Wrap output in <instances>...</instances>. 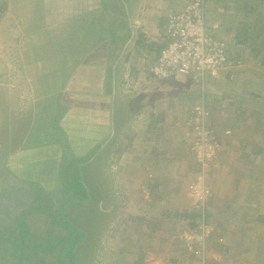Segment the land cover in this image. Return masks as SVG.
<instances>
[{"label": "rangeland", "instance_id": "374dc122", "mask_svg": "<svg viewBox=\"0 0 264 264\" xmlns=\"http://www.w3.org/2000/svg\"><path fill=\"white\" fill-rule=\"evenodd\" d=\"M9 1L7 13L0 18V233L4 235L0 252L7 257L1 259L0 264H18L22 254L27 252L22 237L17 239L20 231L28 228L29 234L23 232V235L33 241L43 238L37 241L38 245L66 234L55 223L63 214L84 235L77 245L78 264H135L139 258L142 264H202L203 261L264 264V66L261 63L264 57V0L208 2V22L213 21L224 30L225 34L223 30L219 33L228 39L231 55L240 65L234 70L233 80L226 78L218 83L198 84L183 77L178 81L168 79L162 84L153 83L145 89L138 80L126 83L125 72L121 82H117L119 90L113 97L114 102L110 99V104H105L110 106L111 122L102 120L101 113L91 114L89 106L84 107L87 110L83 112L66 110L69 101L65 102L58 95L60 91H56L51 100L59 110L54 112L56 121L51 122V127L54 131L58 128L65 131L67 136L62 138L61 133L56 132L50 161L48 152H44L48 148L36 146L39 153L32 161V169L23 170V173L14 169V161L10 162L17 146L7 141L16 130L20 137L27 135L38 110L47 111L48 103L35 105L33 99L46 96L43 92L47 94L51 90V46L57 45L59 38L51 40L46 31L47 37L38 39L44 30L37 35H23L21 20L28 22L33 10L28 9L30 6L23 0ZM65 1L68 4L63 0H47L48 7L44 11L39 9V16L51 23L60 16L68 21L74 16L95 12V17L91 18H97L96 24L89 22V32L95 29L97 34L105 36V46L110 42L114 54L110 55L109 67L119 64L122 69L129 70L128 66L135 62L148 73L154 64L153 54L137 46L140 38L134 33L139 30L144 40L162 43L156 32L164 28L153 23L155 12L168 18L171 12L186 4V0H173L176 3L172 0H127L129 20L126 26L131 32L125 41L122 38H127V32L121 39L110 36L114 25L119 28L122 25L113 21L108 13L116 15L118 10L124 9L126 0H107L104 5L109 8L108 12L103 10L101 0H72L70 10L69 0ZM60 27L63 26L57 30ZM238 32L250 34L256 43L239 44L232 39ZM253 45L258 54L250 51ZM30 65L34 71H30ZM107 71L112 70L107 68ZM30 78L33 82L36 80V88L31 89ZM62 103H66L67 108ZM201 104L210 112L212 127L222 136L221 147L212 157H209L207 146L199 149L198 140H202L191 125L192 111ZM61 107L65 110L60 114ZM100 124L108 126L102 129L97 126ZM104 139H107L103 145L106 155H99L98 151L95 154L99 155L98 162L93 164L95 169H91L92 165L88 175L83 176L90 186H100L91 203L90 193L80 185L82 180L75 181L70 172L82 166L75 163L73 157L81 159L93 150L82 154L76 152L74 146L87 142L93 144L96 151ZM64 145L68 146L67 150ZM80 148L78 146L77 150ZM53 149L57 152L55 156H52ZM62 152L65 153L64 164H61ZM6 162H9L7 168ZM48 170H51V199L45 201L42 186L33 181L38 177L34 173ZM23 174L26 175L21 176ZM205 190L209 191L208 196ZM75 192L83 195L73 199ZM202 197L209 214L208 224H205L211 228V233L203 246L187 245L189 240L184 241L183 235L201 234L202 219L196 218L193 222L192 218L179 215L166 216L176 210L197 214L201 209L197 200ZM78 198L83 202L79 206ZM193 223L200 225L191 228ZM65 245L57 246L54 257L40 252L35 254H41L36 259L31 257V263L24 260L20 263L51 264V257L56 262L58 252ZM35 248L36 245L33 250ZM18 250L17 258L15 252Z\"/></svg>", "mask_w": 264, "mask_h": 264}, {"label": "crops", "instance_id": "0c3cea01", "mask_svg": "<svg viewBox=\"0 0 264 264\" xmlns=\"http://www.w3.org/2000/svg\"><path fill=\"white\" fill-rule=\"evenodd\" d=\"M24 1V0H23ZM26 4L30 6L28 9H32L31 17L28 22H25L23 20V31L21 33L24 35L26 34L30 36L31 34L37 35L40 31L44 30L38 35V39H44L46 36V31L51 36V40L55 38L59 43L57 45L53 44V47L51 46V90H48L47 94L43 92L46 96H34L33 102L35 105L40 103H48V109L46 112L38 110V113L35 114V121L30 128L27 135H23L20 137L18 130L15 131L14 135H10V138L7 142L14 143L17 146V149L15 150V156L10 160V162L14 161L13 164H15V170L19 171L18 173H23V170L26 171L28 169H32V161H34L38 156L37 153L38 149H35L36 146L43 145L44 148H48V150H43L44 152H48V155L51 160V146L53 142H55L57 138V133H61L62 138L63 136L66 137L67 133L61 129H57L58 131H54L51 127V122L56 121L55 117H53L54 112L58 111L57 104L52 99L53 94L56 91H60L58 95H61L63 99L66 101H69L70 105L67 108L66 103H62V106H65L67 108L66 110H72L75 109L78 112L86 111L88 107V111H92L91 114H100L102 115V120L106 119L107 122H111L112 120V112L109 110V105L106 106L105 104L109 102L110 99L112 102H114V95L118 93V84L117 82H121V78H123L125 75L122 76L125 72L126 79L125 81H128L126 83L130 84L135 83L136 80H138V83H143V87L145 89H149L152 84H162L163 81L160 80H153L151 78V75L147 72V70L144 68H139L135 65V62H132V66L129 67V70L122 69L121 66L114 65L111 66L110 72L107 71L106 68L109 66V62L111 61V57L114 54V51L111 50L110 42L107 44L108 46H105V42H100L95 44L94 41L96 39H105L106 37L97 34L98 32H95V29L92 32H89V29L91 28V24H96V22H93L91 16H88L86 14H83L81 16H74L70 18L68 21L64 20V17L53 19L50 22H45V19L42 18V15H40V10H45L47 6V0H26ZM65 4H68L65 0H63ZM182 2V1H181ZM189 0H186V4H188ZM74 2L72 0H69V6L68 9L70 10L72 8V4ZM185 4V5H186ZM185 5H182L183 7ZM10 6V5H9ZM26 6V7H28ZM76 7V5H75ZM54 8H57L54 5ZM59 8V6H58ZM57 8V9H58ZM68 10V11H69ZM157 12V11H156ZM155 12V13H156ZM160 13V12H158ZM92 17L93 14H92ZM90 22V23H89ZM88 23V28H87ZM68 24V27H66ZM218 26L217 33L221 30L220 25L217 23H212ZM66 25V26H64ZM50 26L48 29H44V27ZM60 27L57 30V27ZM165 30V25L163 26ZM224 31V30H223ZM225 34V32H223ZM156 34L160 36V32L157 31ZM224 37V36H222ZM225 38V37H224ZM227 39V38H226ZM89 45L91 47H89ZM97 45V49L95 47ZM87 47V49L83 48ZM89 47V48H88ZM94 48V49H92ZM98 48L105 49L111 51L100 56L99 53H97L95 50H98ZM86 50V51H85ZM74 52V54H73ZM100 56V57H99ZM35 69L31 68L30 65V71H34ZM29 71V72H30ZM33 79L30 78V87L36 88L35 85L37 84L36 80L33 82ZM123 80V81H124ZM166 81V80H164ZM212 82V80H211ZM214 82V80H213ZM61 88V89H60ZM142 93H145L142 91ZM141 93V94H142ZM210 94V92L207 93ZM143 96V95H142ZM211 105V103L209 102ZM61 105V104H60ZM112 105V103H111ZM80 107H82L80 109ZM63 107H61L60 114L65 110ZM51 117V119H50ZM110 117V118H109ZM94 119L97 120L95 117ZM51 120V121H50ZM101 122V121H99ZM47 124V125H46ZM110 124V123H109ZM99 128L101 127L104 129V127L108 126L106 125H97ZM57 132V133H56ZM223 134V132H222ZM226 138L225 135H223V138ZM12 139H15L16 141H13ZM66 142H71V140H67ZM67 144V143H66ZM66 147L65 150L68 149V146L64 145ZM71 149L74 151L73 146L69 145ZM81 146L80 149L77 150V147ZM75 151L80 152L82 154L90 153L94 147L91 145V143L85 142L84 144H79L74 146ZM70 150V148H69ZM68 150V151H69ZM42 152V151H40ZM71 152V151H70ZM56 150H52V156H55ZM72 153V152H71ZM23 156L21 157V155ZM63 154L64 152L60 153L61 155V164L64 162L63 160ZM87 155V154H86ZM85 155V156H86ZM85 156L81 157L84 158ZM21 157V159L18 160V158ZM79 157V158H80ZM4 159H6L4 155ZM54 159V158H53ZM51 162L47 163L50 164ZM9 162H6V168L8 167ZM48 167V166H46ZM60 167V165H59ZM5 168V169H6ZM20 169V170H19ZM61 169L59 172H61ZM51 170L45 171V173H34V175H37L38 177L34 178L35 183L42 186V190L45 192L44 199L45 201L48 199H51V177L50 174ZM26 174H23L21 176H24ZM100 190V189H99ZM98 191V190H97ZM101 192V191H100Z\"/></svg>", "mask_w": 264, "mask_h": 264}, {"label": "built area", "instance_id": "2783aa9c", "mask_svg": "<svg viewBox=\"0 0 264 264\" xmlns=\"http://www.w3.org/2000/svg\"><path fill=\"white\" fill-rule=\"evenodd\" d=\"M207 1L190 0L187 6L171 12L167 18L165 28L166 45L156 62L149 68V74L155 80L175 81L185 77L187 80L198 84H207L211 80L218 83L229 77L234 79V70L239 67L238 60L231 55L230 43L224 37H218L215 32L218 26L209 25L207 22ZM204 104V103H203ZM191 125L197 131L199 147H208L209 157H212L220 149V141L211 125L210 112L204 105H197L192 111ZM230 132H227L229 134ZM199 149H202V148ZM208 157V156H207ZM206 161L209 162L210 158ZM207 196L209 191L205 190ZM204 194V192H202ZM202 210L205 206V198L197 200ZM203 231L201 234L185 233L183 240L187 245L198 243L202 246L206 238L210 236L211 228L201 220ZM200 225V224H199ZM202 264H209L203 261Z\"/></svg>", "mask_w": 264, "mask_h": 264}, {"label": "trees", "instance_id": "16d2710c", "mask_svg": "<svg viewBox=\"0 0 264 264\" xmlns=\"http://www.w3.org/2000/svg\"><path fill=\"white\" fill-rule=\"evenodd\" d=\"M24 1H25V4H26L27 1L26 0H24ZM206 1H207V4H208L209 1L212 2V0H206ZM9 2H10L9 0H0V18H2L7 13L8 9H9ZM101 2H102V7L104 6L103 10L105 12H108L109 8H107L104 5V3H107V0H101ZM126 2H128V1L126 0L124 2V4H123L124 5V9H122L121 11H119V10L117 11L118 14L116 13V15H112V14L108 13L109 15H111L113 21H118L119 24L122 25L121 28H119L118 26L116 27L114 25L112 30H110V36L111 37H118V38L121 39V37H123V34H125L127 32V38H122V40H125V41L130 38V32H131L130 28H128L126 26L128 20H129L128 19L129 13H128V7H127ZM172 2H173V0H172ZM173 3H176V2H173ZM185 6H187V4ZM173 12H176V10L173 11ZM91 13L92 12H88V13H86V15L92 16ZM92 14L95 17V15H94L95 12L92 13ZM155 14L156 15L153 16V18H152L153 23L156 22V25L159 26L160 28L162 26L166 25L167 18L163 17L161 14H157V13H155ZM114 18H116V19H114ZM90 19H92L93 22H96V20H97V18H94V19L90 18ZM212 23H213V21L209 22V25L210 24L213 25ZM101 25H102V23H101ZM122 27H125V28H122ZM221 30H223V29H221ZM221 30H220V32H221ZM220 34L221 33H219V32L218 33L215 32V35H217L218 37L221 38L222 36ZM134 35H136L137 37L140 38L137 41V46L141 47V48H145V49H147V51L149 53L153 54V58L154 59H152V63H155L156 59L161 54V52H162V50L165 47L166 42H167L166 41L167 39H166V35H165V30H162V32H160L159 40L162 41V43H156V42H151V41L149 42V41L144 40L143 33L141 31H139V30H137L134 33ZM232 39L237 40L239 42V44H242L244 46H247L248 43H253V44L256 43L255 41H253V36H250V34H248V33L244 34V32H238L237 34H235V36L232 37ZM103 40L104 39H96L94 41V43L97 44V43L102 42ZM96 46L97 45H95V47ZM253 46H252V48H250V51L251 52L255 51L258 54L256 47L255 46L253 47ZM92 49H94V48H92ZM96 49H97V47H96ZM95 51L97 53H99L101 57H102V55H104V54H106L108 52L111 53V51L107 50L106 48L105 49L98 48V50H95ZM261 63L264 66V57H263ZM108 69L111 70L112 68L108 66ZM234 76H235V74H234ZM227 78H229V77H227ZM211 122H212V120H211ZM212 124H213V122H212ZM213 129L215 130V134H216L217 139L219 141H221V139H222L221 134H219V133L217 134V129L215 127ZM114 141H116V140H114ZM106 142H107V139H104L103 142H101L100 146H97L98 148H96V151H95V146L93 144H91L94 147V149H93L92 153L87 154L84 158L78 159L76 157H73V161H76L75 163H78V165L80 164L82 166L78 167V168H75L74 172H70V175L73 174V177L75 176V181H77V182H81L80 180H82V182L84 184L81 183L80 185H81L82 188H84L83 189L84 191H86V189H87V191L90 193V199H89L90 201L89 202H91V203H94V201L96 199L95 196H94V193L97 192V190L100 189V186H98V187L90 186L89 183H88L89 180L88 181H84L83 176H87L88 175L87 174L88 173V169H90V167H92L93 164L96 165V163L98 162V158L97 157L100 154L101 155L102 154L106 155V153L104 152V148L105 147L103 146V145L106 144ZM98 151H99V155H95ZM70 154H72V153L70 152ZM65 160H64L63 164L65 163ZM68 162H69L68 165H70L71 161L69 160ZM95 165H93V167L91 168L92 170L95 169ZM60 173H62V169H61ZM65 189H66V187H65ZM66 191H67V189H66ZM80 195H83V194L81 193V194H79V196ZM76 196H78V192L74 193L73 199H77ZM76 203H78L77 204L78 206H79V204H83V202L80 201L79 198H78V201H76ZM206 208H207V203H206ZM206 208H205V211L199 208L200 211L197 210V214H194L193 212L180 213L179 211L176 210L174 213L168 212L166 217L167 218L168 217H176L177 215H179L181 218H189V219L192 218L193 222H194V220L196 218L203 219L204 216H205L206 219H208L209 214H207ZM64 210L65 209H61L60 211H64ZM31 211L32 210L30 209V213H31ZM55 223L58 224L59 228H62L63 230H65L66 234L51 238V240H50L51 241V245H50V241L49 240H48L49 242H43L40 245H38L37 241H41V240H43V238H41V239L36 238L37 240L33 241V240H31L32 238L28 237V235L26 236L27 237V241H26V237L23 235V232H27L29 234L28 228L25 231H20V234L18 235L17 239L19 237H22V239H23L22 240L23 248L25 250H27V252L25 254H22V256L19 258L20 260L18 261V264H21L22 260H24V262H26V263H28V262L31 263V260H30L31 257L33 259H36V257L41 255V254H39V255H35V254L40 253V252H42L44 254H48V255L51 254V256L54 257V255H55L54 252L57 249V246L60 245V244H66V245L63 246L61 248V250L58 252V255L56 257V259H57L56 262H54L52 260V257H51V264H64V263H66V264H78L79 263L78 262L79 261L78 260V258H79V252H78L79 248H78L77 245H79L81 240H83L84 235L82 233L78 232L77 228L74 227V225L67 219V216H65V214L59 216V219H57V221L55 220ZM195 223H193L191 225V228L199 226V223L198 224H195ZM50 225H51V223H50ZM34 234H35V237H36L37 236L36 232H34ZM3 237H4V235H2V233H0V242L3 240ZM25 241H26V243H25ZM35 245H36V248L33 250ZM18 252H19V250L17 252H15L17 258L19 257V253ZM1 253L2 252H0V261H1V259L5 260V258H7V257H5V253H2V254ZM46 264H49V263H46ZM135 264H142V258H139L135 262Z\"/></svg>", "mask_w": 264, "mask_h": 264}, {"label": "clouds", "instance_id": "9594fccd", "mask_svg": "<svg viewBox=\"0 0 264 264\" xmlns=\"http://www.w3.org/2000/svg\"><path fill=\"white\" fill-rule=\"evenodd\" d=\"M166 24H167V22H166ZM166 28V27H165ZM204 211H205V208H204ZM204 221H205V223H207L208 224V221L206 220V218H205V216H204Z\"/></svg>", "mask_w": 264, "mask_h": 264}]
</instances>
